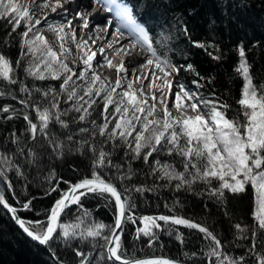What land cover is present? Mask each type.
I'll return each mask as SVG.
<instances>
[{
  "label": "snow or ice",
  "instance_id": "snow-or-ice-1",
  "mask_svg": "<svg viewBox=\"0 0 264 264\" xmlns=\"http://www.w3.org/2000/svg\"><path fill=\"white\" fill-rule=\"evenodd\" d=\"M69 3L70 0H64ZM104 7L105 11L110 13L111 18L107 21L105 27L115 26L116 34L124 35L127 30L128 35L132 37L131 45H140L149 54V58L140 65V67L154 66L158 70L153 72L152 81L147 85L152 89V96L149 100L145 96L143 88L135 90L133 81L129 80L127 88H123L122 80L129 79L128 70L124 62L117 66L111 60L104 57V61L110 68L116 70V83L111 86L106 78H101L93 69L91 61L95 58L96 52L87 47V40L77 41L75 29L72 27V21L55 25L48 24L49 31L55 33L57 39L61 41L57 52L49 45L48 41L40 34V29H33L42 23L40 18H35L36 13L31 9L30 4H36L41 11L50 9L52 13H57L58 9H63L60 0H41L37 4L36 0L20 3L19 0H0V19H6L12 25L11 32H16L21 21L24 22L25 29L19 33L20 56L16 60V67L21 66L22 61H26L24 73L26 77L33 80H60L59 91L53 87L40 88L33 85L29 87L23 81H20L16 74V68L10 58L0 53V98L11 96L17 99L12 92V85H18L21 98L18 103L23 106L24 111L20 112L10 105L0 107V113H8L5 119L12 120L21 115L26 122L25 133L27 139L17 136L15 132L11 133V142L16 145V153L8 154L0 151V180L7 185L9 191L12 190V183L8 178V172L15 169L16 174L23 175L19 165L16 164L13 157L19 154L25 157L28 164H34L40 159V152L37 149L47 151L51 148L57 155H63V141L51 129L50 125L57 124L61 129H68L69 123L63 117L69 113H78V116L72 118V122H84L91 115L89 109H92L97 103V98L102 100L103 118L102 124H97L95 120L91 121L92 129L80 128V133H90L94 138L99 135L103 139L99 142V147L85 139L80 143V149L87 144L89 150L93 153L92 174L91 177H85L75 184L68 183L67 191H61V196L56 200L50 209L46 227L39 232L32 230L29 225L38 226L40 221H28L21 219L17 215V209L10 205L5 195L0 192V206L12 215L19 227L33 241L40 245H50V241L63 238L65 243L71 239L86 240L88 237L96 238L102 235V230L106 227L101 223H93L85 228H81L83 223L81 218L76 224L60 222L61 214L71 205H81V197L89 193L104 196L110 195L115 200L117 214L115 225L111 229L112 239L103 237L106 242L108 259L119 261L120 264H171L167 260H149V261H129L119 255L120 238L117 229L122 228V222L125 220L135 223L132 215H126L131 208L127 204L128 197L123 196L117 188L106 181L101 172L107 169H116L120 180L131 179L132 169L131 161L142 159L149 165L151 174L158 179H162L171 184L177 181L175 187L177 190L184 187L191 188L196 181H201L206 185H211L213 180L218 181V186L210 187L209 194L219 199L224 198V190L231 193H240L245 191V185L251 184L254 190L255 208L253 212L254 220L258 223V228L264 230V85L258 89L252 82L250 75V65L246 59L243 45L238 47L239 63L235 71L243 78L244 84L241 91V99L238 104L243 109L244 123L239 120H230L226 118L224 109L227 104H221L215 100H209L202 97L199 92L186 87L180 80L175 81L176 91H173V74L179 76L180 69L195 72L191 64L176 66L171 63L167 55L161 56L153 46L152 38L146 27L138 21L133 13V7L127 3V0H96ZM75 18L81 21L80 27L87 28L88 20L83 13L77 12ZM47 21L48 16H43ZM115 21V25H113ZM69 29L65 32V29ZM187 34V28L183 29ZM32 33L31 38L29 34ZM11 36V33H9ZM76 45L79 53V60L84 68L75 72L66 62L71 50L66 46V38ZM197 48H203L208 52L212 45H205L201 42H193ZM106 47L112 48V44ZM26 49V51H25ZM219 52L218 48L214 49ZM124 52L121 47L116 50ZM99 52L104 55V48ZM127 55L128 52H125ZM208 55L214 60L221 59V56L208 52ZM75 63V59H73ZM89 73L91 74L89 76ZM135 81L142 78L136 73L132 74ZM75 77V79H74ZM148 79V77H143ZM203 80V77H199ZM83 81L84 83H77ZM161 81V83H156ZM211 81H209L210 83ZM197 89L203 87L198 80L192 82ZM98 85V86H97ZM165 88L167 92H165ZM117 89H122L117 91ZM160 93L159 98L155 95ZM38 94L39 98H35ZM65 104L70 103V107L61 108V98ZM87 97V99H85ZM171 101V103H169ZM113 106V111L109 112V106ZM172 108L180 112L179 117L172 115ZM205 114L194 117H185L183 114L187 110L197 112L200 109ZM29 110L35 113L37 122L29 115ZM115 121L114 125H109ZM23 135V134H22ZM72 133L69 132L67 139L72 140ZM119 141V143H117ZM111 144V149L106 150L105 145ZM125 148L124 156L127 158L128 169L121 174L122 165L114 163L113 153L119 148ZM155 154V155H154ZM179 157L178 161H161L160 156ZM152 158L151 160L149 158ZM179 163L183 171H178L175 164ZM100 169L101 171H97ZM51 175V174H50ZM52 188L51 191H56ZM142 187L136 188V191H144ZM127 191V189H126ZM123 196V199H122ZM15 198V197H14ZM30 201L23 204L24 210H30ZM84 216L90 215L86 210ZM143 228L137 229V233L142 232L146 236L153 235L151 229L159 228L158 220L173 224L184 225L188 228L197 229L204 234L205 239L211 242L210 251L207 255L215 257L216 264H243L244 257H230L224 252L221 241L206 227L177 217H141ZM238 234L247 231L241 225H235ZM59 229V233L57 230ZM79 230V231H77ZM257 232L252 231L253 244L249 252L256 256L257 264H264V255L255 253V238ZM238 238H241L238 235ZM246 238V237H244ZM179 239V237H178ZM115 245L114 247L111 245ZM76 255L82 257L80 264H90L88 256L82 251L77 250Z\"/></svg>",
  "mask_w": 264,
  "mask_h": 264
},
{
  "label": "trees",
  "instance_id": "trees-1",
  "mask_svg": "<svg viewBox=\"0 0 264 264\" xmlns=\"http://www.w3.org/2000/svg\"><path fill=\"white\" fill-rule=\"evenodd\" d=\"M127 3L132 5L135 17L148 30L158 54H166L176 66L191 64L195 72L199 73L196 76L181 68L179 76H176L177 80L206 99L227 104L228 107L224 109L226 118L244 123L243 109L238 104L243 78L235 71L239 63L238 47L243 45L252 82L259 89L260 85H264V0H127ZM22 24L21 22L16 32H11L12 25L6 19H0V53L11 59L18 79L29 87L50 86L59 91L60 80L33 81L26 77L23 70L26 61L16 67L15 62L21 51L19 33L26 30ZM185 27L187 34L183 31ZM31 36L30 33L29 37ZM193 42L214 46L209 47L208 52L221 56V59H212L208 52L195 47ZM215 48L219 52H215ZM199 77L204 79L200 80ZM194 80H198L203 87L197 89L192 83ZM11 88L17 99L14 100L11 96L0 98V107L10 105L23 112V106L18 103L21 98L19 87L12 85ZM35 98H39L38 94ZM60 107L68 108L70 103L65 104L62 97ZM89 111L91 115L84 122H72V118L79 115L75 112L63 117L69 123L68 129H61L57 124L50 125L63 141V155H55L51 148L47 151L37 149L40 159L34 164H28L25 157L16 154L13 159L23 175L18 176L15 169L8 172L12 183L11 191L0 180V191L8 203L19 210V216L26 222H41L38 226L29 225L35 232L46 227L50 209L60 198L61 191H67L69 187L66 182L75 184L85 177H91L93 153L87 144L80 149V143L87 139L99 147L103 138L99 135L93 138L90 133H80L79 129H92L93 120L98 125L104 122L101 116L102 100L97 98L96 105ZM112 111L113 106L110 105L109 112ZM7 115L8 113H0V151L12 155L16 153V145L11 142L10 134L15 132L22 139H27L28 134L25 133L26 122L22 115L12 120L5 119ZM29 115L33 122H37L34 112L29 110ZM114 123L115 121L109 125L110 129ZM69 132L73 134L72 140L67 139ZM105 149H111V144H106ZM125 151L121 147L112 156L114 163L122 165L121 174L128 169ZM159 159L171 162L178 161L179 157L162 155ZM175 166L178 171H183L179 163ZM131 169V179L124 180L118 178L114 168L101 172L106 181H110L128 197L127 204L131 210L127 215H132L135 220V223L126 220L120 238L118 254L124 259L167 256L185 264H216L215 257L207 255L211 242L197 229L158 220L160 227L151 229L153 235L146 236L142 232L138 234L137 229L143 228L140 218L145 216L183 218L204 226L221 241L222 250L230 257L243 256V264H257L256 256L248 251L253 244L252 231L255 229V253L264 255V230L258 228L253 217L255 197L251 184L245 185V191L240 193H231L225 189L224 198L219 199L209 194L210 187L218 186L215 180L211 185L196 181L190 189L185 185L177 190V181L169 184L158 179L151 174L149 165L142 159L132 160ZM138 187L145 190L136 191ZM52 188L57 190L51 191ZM29 201L30 210H24L23 204ZM80 203L82 207L73 204L65 212L61 222L76 224L79 222L78 218H81V228L101 223L106 226L102 235L88 237L83 241L71 239L68 243L61 237L51 241L50 247H42L22 235L0 206V264H80L82 257L76 255L77 250L88 256L90 264H113L106 258V242L103 237L110 236L115 224L117 208L114 199L108 194L100 196L89 193L81 197ZM85 210L90 215L84 216ZM237 224L247 231L238 234L235 227Z\"/></svg>",
  "mask_w": 264,
  "mask_h": 264
},
{
  "label": "bare ground",
  "instance_id": "bare-ground-1",
  "mask_svg": "<svg viewBox=\"0 0 264 264\" xmlns=\"http://www.w3.org/2000/svg\"><path fill=\"white\" fill-rule=\"evenodd\" d=\"M25 2H29V0H22L21 3H25ZM61 2L64 3V5H63L64 7H63V9H58L57 13H52L50 11V9H45V10L41 11V9L36 6V4H30L31 9L36 13L35 18H40L42 20V23L40 25H37L36 27H39V26L43 27L51 36V40H52L53 45L56 48H59L61 41H59L57 39L55 33L48 30L47 25L48 24L59 25V24L66 22L65 17H64L66 15V13L73 14L74 16L77 12L83 13V15L88 20V27L87 28L80 27L81 21L77 20L76 18L74 19V21L72 23V27L75 29V31H77V30L80 31V33H78V34L75 33L77 41L87 40L88 41L87 47L90 48L92 51L96 52L95 58L91 61L93 68H94V66H96L99 63H102L105 66H107V64L104 61L105 56H107V58L111 61L116 60L118 62L117 66L121 63V61H123L124 66L128 70V77H132V79H134L132 74L136 73V75H138L142 78L139 81H135V79H134V86H136V89L135 88L134 89L140 90L141 88H143L144 85H146L145 90L147 89L148 94H149V99H151L152 89L147 87V85L149 83H151V81H152V75L151 74L153 72L158 73V70L155 69L154 66H151V65H149L147 67H140V65L146 61V57H143V56L140 57L138 55L133 54L134 51H136V52L138 51V48L137 47H129V41H132V37L122 38V35L118 36L115 32L112 36V42H109V36L111 35L113 29H115V26H113L111 28L105 27L107 21L109 20L107 17L111 18L110 13L106 12L104 14H101V9H102V7H100L101 4L95 2V6H93L90 3V0H70L69 3H65L64 0H62ZM36 3L37 4L41 3V0H36ZM45 15L48 16L47 21L43 20V16H45ZM113 25H115V21H113ZM22 26H25V25L22 24ZM68 31H69V29L66 28L65 32H68ZM107 44H112L113 47L108 48V47H106ZM66 46L71 50L70 54L68 55L67 62L69 63L70 67H75L77 65V63L80 62V60L78 58L79 53H78V50L76 48V45L71 42L70 37L66 38ZM121 47H123L125 49V51L119 52V54H117L116 50L120 49ZM100 48H104V55L100 54V52H99ZM125 52L130 53V55L126 56ZM73 59H75V63H73ZM129 68H133L134 70L132 72H130ZM107 69L113 74V76H115V80H116L117 75H116L115 68H110L107 66ZM158 74L161 76L163 75L162 73H158ZM143 77H148V79H143ZM125 81H126V79L122 80L123 86H126L128 84ZM156 83H161V81H156ZM173 91H176L174 86H173ZM165 92H167L166 88H165ZM155 95L157 96V98H159L160 93L156 92ZM169 102H171V101H169ZM22 235H24V234L22 233ZM26 238H28V237H26ZM45 246H47V245H45ZM45 246H42V247H45ZM165 257H167V256H165ZM109 262H111V261H109Z\"/></svg>",
  "mask_w": 264,
  "mask_h": 264
},
{
  "label": "rangeland",
  "instance_id": "rangeland-1",
  "mask_svg": "<svg viewBox=\"0 0 264 264\" xmlns=\"http://www.w3.org/2000/svg\"><path fill=\"white\" fill-rule=\"evenodd\" d=\"M62 0H60V2H61ZM19 2L21 3L22 2V0H19ZM95 0H90V3L93 5V6H95ZM61 4H63L64 5V3L63 2H61ZM64 7V6H63ZM89 14V13H88ZM65 17V20H71L72 21V23H73V21H74V19H75V16L73 15V14H70V13H66V15L64 16ZM108 19H110L109 17H107ZM22 23H23V25H24V22L23 21H21ZM24 27V29H25V26H23ZM22 27V28H23ZM40 29V34L41 35H43L44 37H45V39L48 41V43H49V45L53 48V50H55V51H57V52H59L60 51V48H56L54 45H53V43H52V40H51V36L49 35V33L43 28V27H41V26H39V27H36V28H34L33 29V31L35 32L36 31V29ZM94 29V28H93ZM114 32H115V29H113V31H112V33H111V35L109 36V42H112V36H113V34H114ZM75 33H80V31H75ZM124 35H122V37H127V38H130L131 36L130 35H128V33H127V30H125L124 31ZM129 47H140V48H142L140 45H135V46H132L131 45V41H129ZM145 52H147L145 49H144V53L142 52V51H138L137 52V55L138 56H143V57H146V60L149 58V56H145ZM67 62V61H66ZM68 63V62H67ZM112 63L114 64V65H117L118 64V62L116 61V60H113L112 61ZM68 65H69V63H68ZM25 66H26V64H25ZM24 66V67H25ZM24 67H23V70H24ZM70 67V66H69ZM70 68H72L75 72H77V73H79V71H81L83 68H84V65H83V63L80 61V62H78L77 63V65L75 66V67H70ZM94 70H95V72L97 73V74H99L100 76H101V78L103 79V78H106V80H107V82H109V84L111 85V86H115V83H116V80H115V76H113V74L107 69V66H105L104 64H102V63H99V64H97L96 66H94V68H93ZM134 69L133 68H129V71L130 72H132ZM91 74L89 73V76H90ZM30 79H32L31 77H29ZM74 79H75V77H74ZM170 79H173V86L175 87V81L177 80V78H176V76H175V74H173V78H170ZM33 80V79H32ZM129 80H132L133 81V88H135L136 89V86H134V79H132V77H129V79H126V81L125 82H129ZM34 81V80H33ZM77 83H84L83 81H77ZM243 84H244V80H243ZM98 86V85H97ZM142 87V86H141ZM186 87H188V88H191V87H189V86H186ZM123 88H127V85L126 86H123ZM143 91H144V93H145V96L146 97H148L149 98V94H148V91H147V89L145 90V88H146V85H144L143 86ZM176 89V88H175ZM192 89V88H191ZM122 89H117V91L119 92V91H121ZM177 90V89H176ZM193 90V89H192ZM150 100V99H149ZM169 103H171V102H169ZM175 108H172L171 110H172V115L173 116H177V117H179L180 115H181V113L180 112H178V111H176V109L174 110ZM198 113H200V115L201 114H205L204 113V110L201 108L199 111H198ZM184 115V114H183ZM216 181V180H215ZM217 183H218V181H216ZM123 192V191H122ZM125 195V194H124ZM18 210V209H17ZM19 211V210H18ZM256 223H257V221H255ZM125 224H126V222H125ZM258 224V223H257ZM143 225V224H142ZM125 227V226H124ZM124 230V229H123ZM59 231V230H58ZM111 235V234H110ZM51 242V241H50Z\"/></svg>",
  "mask_w": 264,
  "mask_h": 264
},
{
  "label": "water",
  "instance_id": "water-1",
  "mask_svg": "<svg viewBox=\"0 0 264 264\" xmlns=\"http://www.w3.org/2000/svg\"><path fill=\"white\" fill-rule=\"evenodd\" d=\"M77 183V182H76ZM116 187V186H115ZM117 188V187H116ZM117 190L119 191V192H121V193H123L120 189H118L117 188ZM123 196H125L124 195V193H123ZM123 196H122V199H123ZM114 199V198H113ZM115 201V200H114ZM72 206V205H71ZM2 207V206H1ZM3 208V207H2ZM4 209V208H3ZM6 212H7V210L6 209H4ZM69 210V208L68 209H66L65 210V212L66 211H68ZM65 212L64 213H62L61 214V217H60V222H61V219H62V217H63V215L65 214ZM8 213V212H7ZM128 214V212H126V215ZM8 215L10 216V218L12 219V221L15 223V225L18 227V229L26 236V237H28L27 236V234L26 233H24L23 232V230L19 227V225L17 224V222L12 218V215L10 214V213H8ZM17 215L19 216V211L17 210ZM20 217V216H19ZM21 218V217H20ZM22 219V218H21ZM125 222H126V220L125 221H123L122 222V228L121 229H117L116 231H117V233L119 234V238H121V236H122V233H123V229H124V226H125ZM115 225V224H114ZM59 230V229H58ZM58 230H57V232H58ZM32 242H34V243H36V244H38V245H40L38 242H36V241H33L30 237H28ZM109 238L110 239H112V235H110L109 236ZM41 246H45V245H41ZM111 246H115L114 244L113 245H111ZM107 247H108V245H106L105 246V255H106V258L108 259V251H107ZM109 260V259H108ZM149 260H167V261H170L171 262V264H185V263H183V262H181V261H179V260H176V259H173V258H171V257H165V256H148V257H142V258H138V259H134V260H129V261H149ZM109 261H111L113 264H120V262L119 261H115V260H109Z\"/></svg>",
  "mask_w": 264,
  "mask_h": 264
}]
</instances>
